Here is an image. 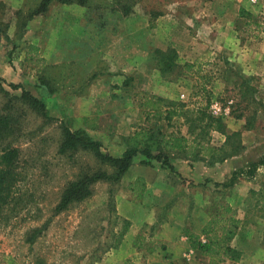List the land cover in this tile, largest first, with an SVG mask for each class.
<instances>
[{"label": "rangeland", "instance_id": "rangeland-1", "mask_svg": "<svg viewBox=\"0 0 264 264\" xmlns=\"http://www.w3.org/2000/svg\"><path fill=\"white\" fill-rule=\"evenodd\" d=\"M39 1L0 0V109L11 105L17 127L6 140L17 157L1 195L0 264H207L187 237L213 204L238 220L229 247L239 260L219 264H264V167H252L264 159V74L245 77L226 60L229 42L263 51L264 0H51L27 19ZM165 49L176 67L161 74L154 51ZM21 91L42 102L45 119L11 100ZM174 105L191 119L199 109L217 117L222 133L207 131L203 146L229 153L224 137L234 134L237 153L208 163L205 153L167 152L170 168L136 156L117 183L97 182L90 197L52 214L62 188L97 167L87 152L56 154L60 125L111 157L124 137L151 126L191 148L183 118L162 117ZM136 178L143 187L131 200Z\"/></svg>", "mask_w": 264, "mask_h": 264}, {"label": "trees", "instance_id": "trees-1", "mask_svg": "<svg viewBox=\"0 0 264 264\" xmlns=\"http://www.w3.org/2000/svg\"><path fill=\"white\" fill-rule=\"evenodd\" d=\"M60 4H71L75 1L78 5H83L86 0H55ZM51 0H40L37 6L30 10L26 18L31 19L35 16H40L45 12L47 5ZM15 11L14 14H18ZM240 15H246L245 12L239 10ZM7 24H0V41L5 38ZM154 56L156 58V67L159 73L171 72L176 67V54L172 49H165L164 51L155 50ZM191 70V66H186ZM41 85L47 87L41 80ZM14 88L15 86L9 85ZM48 89V87H47ZM4 95L6 93L0 90ZM11 100L16 101L23 107H27L36 116L45 119L44 106L42 102L31 97L24 91L20 92L18 97H12ZM153 104L148 108L156 109ZM11 105L6 102L0 109V203L3 202L2 192L5 189V183L8 182V174L12 163L17 157V150L12 148L6 140L13 136L17 131L16 118L10 114ZM147 108V109H148ZM159 108L156 109L158 111ZM163 112L165 120L171 117H182L187 123L186 134L191 136L190 143L183 136L164 135L159 127H147L137 130L131 135L122 139L124 150L119 157H111L106 153L100 151L99 144L91 140L82 131L71 132L64 125H60V139L56 147V154L59 156L70 157L78 152H87L97 163V167L92 170L79 172L73 180L68 182L61 190L58 200L52 208V214L57 215L66 211L72 204L79 203L91 195V187L97 182H105L109 184L117 183L120 178L127 172L131 166L133 159L136 156L143 158L144 164L154 161L161 166L168 167L167 152H191V155L198 156L199 153H205L208 163L222 162L230 156L237 153V142L228 143L230 137L225 136L224 145L234 144L230 147V152L227 153L224 147L219 146L213 148L211 146H203L207 131H214L222 133V122L216 117L213 118L206 114L204 109H199L198 113L191 119L183 108L174 105L167 108ZM160 112H157V115ZM160 115V114H159ZM197 132V134H194ZM191 144V145H192ZM264 167V159L258 160L255 166ZM130 191V199L135 200L140 198L143 183L140 178L128 185ZM205 214L207 221L201 227L199 234H188L187 241L189 248L192 251L199 253V255L207 258V264H219L224 261L237 262L240 254L236 250L229 247V243L235 235L238 220H236L227 206H220L213 204L206 208ZM126 227V222H125ZM202 239V241L200 240Z\"/></svg>", "mask_w": 264, "mask_h": 264}, {"label": "crops", "instance_id": "crops-1", "mask_svg": "<svg viewBox=\"0 0 264 264\" xmlns=\"http://www.w3.org/2000/svg\"><path fill=\"white\" fill-rule=\"evenodd\" d=\"M262 9H264V6ZM226 45L228 47L229 52V57L226 60L229 62V65H234V67H237L241 75L245 77L248 76L256 80L258 77H261L264 74V47L262 46L263 44H261V48L263 49L261 53L256 50V46H258L259 44H256L251 47V50L244 49L246 48L245 43L241 47L240 43H237L234 46L232 43L229 42Z\"/></svg>", "mask_w": 264, "mask_h": 264}, {"label": "built area", "instance_id": "built-area-1", "mask_svg": "<svg viewBox=\"0 0 264 264\" xmlns=\"http://www.w3.org/2000/svg\"><path fill=\"white\" fill-rule=\"evenodd\" d=\"M235 1L243 2L247 6H256L260 0H235ZM210 111L213 115L217 116V115L221 114L222 110L217 103H213L210 106ZM200 240L202 241V239H200Z\"/></svg>", "mask_w": 264, "mask_h": 264}]
</instances>
